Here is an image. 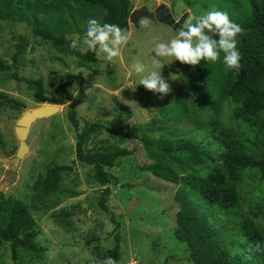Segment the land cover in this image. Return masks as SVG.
Returning <instances> with one entry per match:
<instances>
[{"label": "rangeland", "instance_id": "1", "mask_svg": "<svg viewBox=\"0 0 264 264\" xmlns=\"http://www.w3.org/2000/svg\"><path fill=\"white\" fill-rule=\"evenodd\" d=\"M132 4L133 10L145 6L160 18L152 22L140 19L137 26L129 22L127 31L131 38L122 46L120 57L108 61L105 54H101L97 56L99 63L82 68L77 66L74 57L60 53L50 43L33 36L30 25L0 22V57L8 63H11L17 36L28 39L24 63L18 69L20 78L43 79L45 95L49 98L54 97L58 84L68 83L65 104L60 105V111L54 116L37 120L31 126L26 140L28 152L17 163L19 142L14 128L23 111L0 109V229L5 226L12 205L19 200L27 205L36 223L35 243L41 248L40 253L20 249L17 258L13 259L10 244L2 242L0 264H97L92 246L109 250L114 245L115 223L110 214L97 207L96 200L103 187L93 179L90 166L76 163L71 171L63 172L59 188L53 194L37 198L32 188L36 179L45 175L50 167L71 165L75 159L76 135L66 118L70 102L75 104L79 129L93 122L102 125L86 144L87 152L115 148L132 151L130 156L118 159L116 166L108 170L111 197L107 204L115 222L119 223V264H192L186 246L172 235L176 211L172 198L178 187L140 170L152 159L143 150L139 138L156 140L163 136L167 142H172L179 137L172 131L175 124L157 122V110L164 98L173 96L183 86L185 75L194 66L181 64L171 57H156L154 49L157 43L175 38V24L194 23L207 11L216 9L210 7L204 11L198 4L188 5L185 0H132ZM89 18L90 13L79 7L65 13L60 30L67 42L76 38L87 50L83 40ZM141 21H147V26H142ZM154 58L160 59L164 67L155 68L152 64ZM137 61L146 66V71L161 72L169 83L171 91L163 98L160 94L161 100L155 97V93L148 96L137 89L142 75L146 74L134 71L133 65ZM93 70H98V74L92 76ZM74 85L79 92L76 95L70 91ZM0 92L22 102L27 110L48 104L37 103L33 91L24 81L11 80L7 74H0ZM201 94L206 97V101L199 104L203 111L197 109L202 116L218 115L224 125L238 127L231 120L232 105L219 103L217 95L209 88L203 87ZM115 99L130 109L129 118L118 117ZM216 105H221L217 113L213 111ZM162 127L165 129L161 130ZM253 193L249 181L248 194ZM62 210L69 212L66 217L71 226L69 231L52 219L53 214ZM256 222L264 231V219L258 218ZM93 238L98 241L87 245Z\"/></svg>", "mask_w": 264, "mask_h": 264}, {"label": "trees", "instance_id": "2", "mask_svg": "<svg viewBox=\"0 0 264 264\" xmlns=\"http://www.w3.org/2000/svg\"><path fill=\"white\" fill-rule=\"evenodd\" d=\"M185 2L198 4L204 11L210 7L225 11L241 26L243 32L238 37V48L243 57L242 68L239 72L226 71L223 53L215 63L201 61L200 65L194 66L185 75L183 86L173 96L164 98L157 110V122L175 124L172 131L179 137L172 142H167L163 136L156 140L139 138L143 150L152 159L140 170L178 187L172 198L176 208L172 235L186 246L192 264H264V250H255L257 244L264 249V231L256 222L258 218L264 219V0ZM75 7L89 12L90 17L101 24H118L125 30H128L133 10L132 0H0V22L30 25L33 36L50 43L60 53L74 57L77 66L82 68L99 63V59L92 51L73 50L70 47L72 41L67 42L60 30L63 16ZM16 39L11 63L0 57V74H7L17 82L24 81L33 91L37 103L64 105L68 99L67 82L58 84L54 97L49 98L45 95L43 79L25 80L18 76L28 39L26 36H17ZM97 74L98 70L92 71V76ZM203 87L217 95L219 103L233 106L231 120L238 127L224 125L218 115L204 117L198 112L203 111L199 104L206 101L201 94ZM137 89L148 96L154 93L143 85H138ZM155 94L161 100L160 93ZM115 106L119 118L130 117L126 105L115 99ZM24 108L22 102L0 92V109L21 112ZM220 108L221 105H216L213 111L217 113ZM66 118L76 135L75 159L71 165L55 164L45 175L39 176L32 186L35 197L55 193L61 174L71 171L76 163L90 166L93 179L103 187L96 200L97 207L110 214L116 231L111 249L103 250L94 245L91 252L96 263L113 257L119 264V223L115 222L107 204L111 197L108 170L116 166L118 159L130 156L132 151L115 148L87 152L86 144L102 125L93 122L79 129L73 102L67 105ZM1 138L0 133V144ZM249 181L254 190L251 196L248 194ZM68 216L69 212L62 210L53 214L52 219L69 231ZM36 236V223L27 205L15 201L7 214L5 226L0 229V243H9L11 256L16 259L20 249L41 252L35 243ZM96 241L98 238H93L87 245Z\"/></svg>", "mask_w": 264, "mask_h": 264}, {"label": "clouds", "instance_id": "3", "mask_svg": "<svg viewBox=\"0 0 264 264\" xmlns=\"http://www.w3.org/2000/svg\"><path fill=\"white\" fill-rule=\"evenodd\" d=\"M141 24L147 26V21H141ZM242 32L241 26L234 22L227 12L210 10L198 17L195 24L189 22L180 26L175 38L170 42L157 43L154 51L156 57H171L174 61L190 66H198L201 61L215 63L220 60L221 53H223L225 70L239 72L242 68L243 57L238 48V37ZM213 34H218L219 39H213ZM130 38L131 33L122 29L118 24H101L97 19L89 18L83 44L87 46L88 51L96 53L98 57L105 54L106 60L113 61L114 58L122 55V46L127 45ZM70 47L81 52L86 50L76 38L72 39ZM152 64L155 68L164 67L160 59L154 58ZM133 69L138 74L146 73L142 75L139 82L145 89L162 94L161 98L171 91L169 83L161 76V72L146 71V66L140 61L133 65ZM70 91L72 95L79 93L76 85ZM255 250L264 249L257 244ZM97 264H117V261L113 257H106Z\"/></svg>", "mask_w": 264, "mask_h": 264}, {"label": "water", "instance_id": "4", "mask_svg": "<svg viewBox=\"0 0 264 264\" xmlns=\"http://www.w3.org/2000/svg\"><path fill=\"white\" fill-rule=\"evenodd\" d=\"M160 18L159 14H154L153 12H150L145 6L134 9L129 16V22L132 23L134 26L138 25V22L140 19H145L147 21H155ZM194 22L193 24H195ZM180 25L175 24V33H177V30L179 29ZM178 28V29H177ZM213 39L218 40L219 35L213 34ZM60 111L59 105H53V104H46L37 108H34L32 110H23L22 116L17 120L16 126L14 128L15 136L19 142L18 148L16 151V160L15 163L18 162L19 159L23 158L27 152H28V145L26 143L29 131L31 126L37 121L45 118H49L51 116H54Z\"/></svg>", "mask_w": 264, "mask_h": 264}]
</instances>
